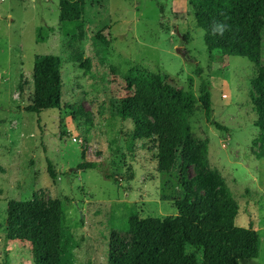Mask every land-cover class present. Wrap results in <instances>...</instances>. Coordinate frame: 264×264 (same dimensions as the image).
<instances>
[{"label": "rangeland", "instance_id": "1", "mask_svg": "<svg viewBox=\"0 0 264 264\" xmlns=\"http://www.w3.org/2000/svg\"><path fill=\"white\" fill-rule=\"evenodd\" d=\"M84 34L65 37L60 0H0V264H33L31 245L8 241L7 206L12 200H59L79 242L75 264H106L113 233L130 215L176 216L180 157L161 173L154 140L129 147L131 121L115 118L130 69L159 73L177 89L198 94L200 75L210 83L212 120L191 118L196 146L208 140V167L191 163L192 202L205 203L211 188L196 180L216 172L239 205L236 224L260 235L257 259L264 264V142L254 99L255 65L247 58L209 54L189 0H85ZM108 40V54L96 40ZM180 49V53H178ZM184 54V57L181 55ZM56 55L62 62L59 109L27 112L35 104L34 59ZM89 60L91 70L82 64ZM56 175H48L47 161ZM106 176H111V180ZM196 251L201 259L202 250Z\"/></svg>", "mask_w": 264, "mask_h": 264}, {"label": "trees", "instance_id": "2", "mask_svg": "<svg viewBox=\"0 0 264 264\" xmlns=\"http://www.w3.org/2000/svg\"><path fill=\"white\" fill-rule=\"evenodd\" d=\"M197 23L204 31L209 54L217 51L226 57H242L255 65L254 86L259 99H254L257 116L255 126L262 132L264 142V0H189ZM61 29L67 38L84 34L85 0H60ZM222 31H217V28ZM96 40L108 54V40L100 32ZM82 68L89 72L86 60ZM198 94L177 89L152 71L130 69L125 76L123 96L112 105L115 118L129 120L134 128L129 147L143 140H154L157 165L161 173H169L180 157V184L185 191L175 203L176 216L164 219H140L130 215L113 233L105 254L106 264H238L241 260L257 259L261 239L252 226L236 224L239 205L222 177L200 176V189L211 188L213 195L205 203L192 202L193 189L187 179L191 163L201 169L208 167V140L197 146L191 118L204 113L208 122L223 129L212 120L210 83L200 75ZM63 92L62 62L56 55H38L34 59L33 94L35 104L27 112L41 114L59 109ZM264 158V150L262 151ZM48 175L55 180L51 161ZM111 180V176H106ZM7 240L29 243L33 264H75L79 248L68 221L63 203L50 200L44 204L12 200L7 206ZM201 249V259L196 251Z\"/></svg>", "mask_w": 264, "mask_h": 264}, {"label": "clouds", "instance_id": "3", "mask_svg": "<svg viewBox=\"0 0 264 264\" xmlns=\"http://www.w3.org/2000/svg\"><path fill=\"white\" fill-rule=\"evenodd\" d=\"M217 31H222V28L218 27V28H217Z\"/></svg>", "mask_w": 264, "mask_h": 264}, {"label": "water", "instance_id": "4", "mask_svg": "<svg viewBox=\"0 0 264 264\" xmlns=\"http://www.w3.org/2000/svg\"><path fill=\"white\" fill-rule=\"evenodd\" d=\"M179 51H180V49H178V53H180ZM181 55L184 57V54H181Z\"/></svg>", "mask_w": 264, "mask_h": 264}]
</instances>
